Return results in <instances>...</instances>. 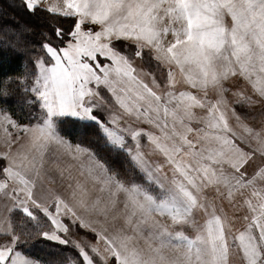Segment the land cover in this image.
Masks as SVG:
<instances>
[{
  "label": "snow or ice",
  "instance_id": "1",
  "mask_svg": "<svg viewBox=\"0 0 264 264\" xmlns=\"http://www.w3.org/2000/svg\"><path fill=\"white\" fill-rule=\"evenodd\" d=\"M0 264H264V0H0Z\"/></svg>",
  "mask_w": 264,
  "mask_h": 264
}]
</instances>
